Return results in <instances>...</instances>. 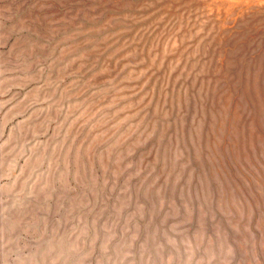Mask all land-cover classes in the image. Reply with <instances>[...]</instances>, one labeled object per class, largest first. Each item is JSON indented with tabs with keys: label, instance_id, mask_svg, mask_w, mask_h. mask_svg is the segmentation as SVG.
<instances>
[{
	"label": "rangeland",
	"instance_id": "rangeland-1",
	"mask_svg": "<svg viewBox=\"0 0 264 264\" xmlns=\"http://www.w3.org/2000/svg\"><path fill=\"white\" fill-rule=\"evenodd\" d=\"M0 264H264V0H0Z\"/></svg>",
	"mask_w": 264,
	"mask_h": 264
}]
</instances>
